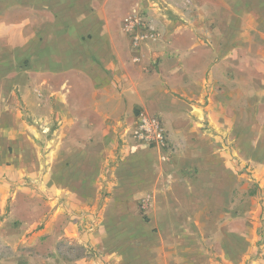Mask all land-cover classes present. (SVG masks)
I'll list each match as a JSON object with an SVG mask.
<instances>
[{"label": "crops", "instance_id": "obj_1", "mask_svg": "<svg viewBox=\"0 0 264 264\" xmlns=\"http://www.w3.org/2000/svg\"><path fill=\"white\" fill-rule=\"evenodd\" d=\"M194 1L134 55L136 0H0V264L31 230L96 264H264V0ZM153 114L166 146L132 136Z\"/></svg>", "mask_w": 264, "mask_h": 264}, {"label": "rangeland", "instance_id": "obj_2", "mask_svg": "<svg viewBox=\"0 0 264 264\" xmlns=\"http://www.w3.org/2000/svg\"><path fill=\"white\" fill-rule=\"evenodd\" d=\"M131 2L134 3L135 0ZM194 2V0H136L138 4L123 17L121 22V32L133 47V54L135 55L141 46L150 44L149 41L162 36L163 28L159 25L158 18L173 19L172 17L175 16L179 22H182L197 17V14L192 15L196 11ZM126 18L128 21H125ZM133 61H138L137 56L133 57ZM147 66H150L148 61ZM149 116H157L164 126V121L159 114ZM140 210L141 214H144L145 206L142 203ZM39 231L31 230L25 241L21 240V237L15 239L9 256L19 261V264H90L89 262L96 264V261H100L98 253L87 250L79 243L56 239L53 234H39ZM262 232L263 230H260V238L256 245L258 253L264 242ZM6 256V249L0 246V259Z\"/></svg>", "mask_w": 264, "mask_h": 264}, {"label": "built area", "instance_id": "obj_3", "mask_svg": "<svg viewBox=\"0 0 264 264\" xmlns=\"http://www.w3.org/2000/svg\"><path fill=\"white\" fill-rule=\"evenodd\" d=\"M125 21H128V18ZM132 136L138 142L149 145L166 146L168 142L167 131L157 116H140L132 131Z\"/></svg>", "mask_w": 264, "mask_h": 264}]
</instances>
